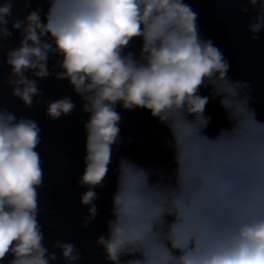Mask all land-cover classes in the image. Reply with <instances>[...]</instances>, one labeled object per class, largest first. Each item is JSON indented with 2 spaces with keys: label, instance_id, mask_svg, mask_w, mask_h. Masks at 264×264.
I'll return each instance as SVG.
<instances>
[{
  "label": "clouds",
  "instance_id": "1",
  "mask_svg": "<svg viewBox=\"0 0 264 264\" xmlns=\"http://www.w3.org/2000/svg\"><path fill=\"white\" fill-rule=\"evenodd\" d=\"M224 2L242 5L248 39L258 41L264 0ZM17 3L23 18L13 14ZM230 71L186 0H0V264L86 259L75 240L46 241L42 128L3 103L7 87L25 109L43 107L49 120L72 116L71 96L44 98L39 82L49 77L67 81L88 117L77 180L86 189L82 229L101 214L97 189L115 176L105 231L95 239L104 264H264V120L253 107L252 81ZM212 100L228 126L209 136ZM118 109L145 110L167 129L160 146L172 153L171 170L119 154L132 138L121 135Z\"/></svg>",
  "mask_w": 264,
  "mask_h": 264
}]
</instances>
